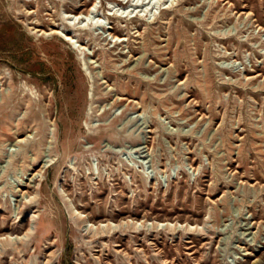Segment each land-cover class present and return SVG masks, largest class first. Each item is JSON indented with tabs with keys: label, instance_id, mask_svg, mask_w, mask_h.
<instances>
[{
	"label": "rangeland",
	"instance_id": "obj_1",
	"mask_svg": "<svg viewBox=\"0 0 264 264\" xmlns=\"http://www.w3.org/2000/svg\"><path fill=\"white\" fill-rule=\"evenodd\" d=\"M0 264H264V0H0Z\"/></svg>",
	"mask_w": 264,
	"mask_h": 264
},
{
	"label": "bare ground",
	"instance_id": "obj_2",
	"mask_svg": "<svg viewBox=\"0 0 264 264\" xmlns=\"http://www.w3.org/2000/svg\"><path fill=\"white\" fill-rule=\"evenodd\" d=\"M120 1V0H119ZM130 1V0H129ZM94 6H97L96 4L94 5ZM84 12H81L80 14H77V17H80L81 16V14H83ZM94 13V7H92L88 12H87V16H90L91 14H93ZM54 32H56V33H59L60 31H54ZM60 34V33H59ZM113 34V33H112ZM117 32H115V35H114V37H117ZM67 36V38L68 39H70V40H72V37H70V36H68V35H66ZM121 40H122V38H121ZM23 139V138H22ZM112 224H114V223H112ZM135 224H136V226H137V228L139 229V228H141L140 227V224H138V221H137V223L135 222ZM90 225H92V224H89V226ZM106 225V224H105ZM162 225H166V223H163ZM168 225V224H167ZM108 226V225H107ZM171 226V225H170ZM106 227V226H105ZM119 227H121L119 224L118 225H114L113 227H112V229H114L115 231L119 228ZM184 227V226H183ZM176 228H178V227H176ZM87 229H88V227H87ZM90 229V228H89ZM181 229V228H180ZM186 229V228H185ZM193 229V228H192ZM84 231V230H83ZM189 231H191V229H189ZM251 232V231H250ZM16 239V238H15ZM19 239V238H18ZM18 239H16V240H18ZM21 239H23V238H21ZM21 241V240H20ZM16 242V241H15ZM19 243V242H18ZM22 243V242H21Z\"/></svg>",
	"mask_w": 264,
	"mask_h": 264
}]
</instances>
